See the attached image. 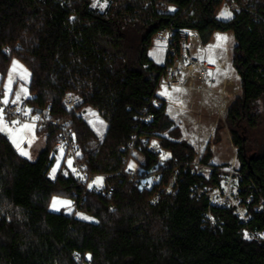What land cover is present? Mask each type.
<instances>
[{
    "label": "trees",
    "instance_id": "16d2710c",
    "mask_svg": "<svg viewBox=\"0 0 264 264\" xmlns=\"http://www.w3.org/2000/svg\"><path fill=\"white\" fill-rule=\"evenodd\" d=\"M222 3L233 6L226 20L218 17ZM169 25L196 30L204 44L215 32L235 39L232 67L241 95L224 121L244 176L239 195L243 203L250 198L247 223L231 208L190 195L200 181L217 184L220 167L209 164L206 146L200 161L213 168L209 174L184 170L195 159L192 146L181 139L162 99L158 108L150 105L162 65L148 49ZM10 59L28 71L25 103L49 105L50 120L69 122L88 177H103V183L99 192L89 189L63 162L53 173L52 125L36 130L45 147L35 160L0 133V264H264V203L254 210L264 198V137L256 111L264 99V0H107L103 12L90 0H0L1 71ZM66 92L107 122L101 139L83 115L65 110ZM143 109L154 115L149 127L136 119ZM132 134L158 140L167 154L158 164L137 145L146 166L158 167L161 182L174 174L172 188L156 200L155 186L141 190L119 173ZM53 197L69 199L88 219L49 210ZM244 231L263 238H247Z\"/></svg>",
    "mask_w": 264,
    "mask_h": 264
},
{
    "label": "built area",
    "instance_id": "2783aa9c",
    "mask_svg": "<svg viewBox=\"0 0 264 264\" xmlns=\"http://www.w3.org/2000/svg\"><path fill=\"white\" fill-rule=\"evenodd\" d=\"M228 7L232 8L233 6L229 5ZM151 42L158 45L162 51L163 63L162 72L155 85L150 105L158 108L160 106L159 99H161L160 92H169L174 89L194 92L200 96L217 95L219 99H223L226 96L225 87L219 88V83L217 82V68L207 58L208 45L202 42L196 30L169 25L158 30L153 35ZM4 52L6 53V50ZM1 94L2 90L0 87V110H2L4 123L11 126L13 125L12 121H18L17 124H30L36 130L42 129L46 125H52L56 129L52 148L53 156L60 152L64 163L72 173L83 182L91 181V178L88 177L87 162L78 153L69 122L50 120L51 108L49 105L43 107L30 106L25 101L5 104L1 100ZM82 103V99L72 93L66 92L63 95V105L68 113L78 117L82 116ZM136 119L141 125L149 127L154 115L147 109H143ZM196 123L193 122L192 125L196 126ZM175 126L179 125L176 123ZM137 145L143 146L145 151L158 159V164L161 163L162 150L160 147H156L144 134H132L127 147L123 150V155L120 159L123 168L119 173L127 175L128 180L141 190L151 189L155 186L153 199L156 200L162 192L172 188L174 174L169 176L166 181L161 182V172L158 171V167L148 168L146 166L145 156L137 148ZM202 154L199 153L191 163L185 166L184 170L188 169L191 174H208L213 168L200 161ZM69 161H71V164H69ZM216 169L219 171L217 184L205 186L200 181L190 187V195L197 198L207 197L209 205L213 207L231 208L240 222L247 223L249 215L246 212L245 203H248L250 198L247 197L245 203H243L239 195V182L244 176L235 167L234 162L230 163L226 168ZM247 187L255 190L251 184ZM247 187H243V190ZM96 191L99 192L101 189H96ZM263 203L264 198L261 199L254 210L259 211ZM207 219L210 226H216L211 215H208ZM244 233L247 238H263V234L260 232L244 231ZM82 264L91 263L90 261H84Z\"/></svg>",
    "mask_w": 264,
    "mask_h": 264
},
{
    "label": "rangeland",
    "instance_id": "374dc122",
    "mask_svg": "<svg viewBox=\"0 0 264 264\" xmlns=\"http://www.w3.org/2000/svg\"><path fill=\"white\" fill-rule=\"evenodd\" d=\"M90 1H91V7L97 9L100 12H103L105 7L107 6V0H90ZM101 5H104V6L101 7ZM225 10L231 13L228 5L226 3H222L219 13H218V17L222 20H226V18H223L220 15L221 12ZM228 34L229 35H227L224 39L220 40V45L222 49L216 50L215 53L217 54L216 56L218 58L221 59L222 57L224 61L232 62V50L234 46L236 45V42H235L233 35L230 32ZM148 56L151 59H153L155 63H157L158 65H162L163 63L162 51L159 49V47L154 42H151V45L148 49ZM14 62L17 65H19V67L15 71H12ZM10 75H11L12 83L9 85ZM233 76L234 77L236 76L237 81H239L238 79H240V77L236 74V72L233 74ZM28 78H29L28 71L23 66V64L18 62L17 60L10 59L9 64L7 65V68H4L2 71L0 70V83H1V79L3 83L1 86V90H2L1 100L4 101L5 99H7L8 103H19L21 101H24L26 98H28L29 96L27 92ZM177 90L178 89H174L169 92H165V91L160 92L163 98L168 99L167 101L168 102L167 103L168 114L167 115L169 118H171L174 115L175 111L178 109L179 102L180 101L183 102V100L188 99L187 102L185 103V108L187 109L188 114L192 117L190 120L197 118L199 116L198 115L199 109H202L201 121L203 123H205L206 121H208L207 124H210L211 122H216L214 125V128L210 129L208 128V126L206 128H203L199 122L196 123V126H193L192 124H190L191 121L187 120L186 118L184 119L182 117L184 126L179 128L181 132V139L189 143L191 141L189 137H191L195 144L193 142L192 143L195 146L197 144L205 143V140H208L209 146L214 148V157L218 159V163H219L218 167L220 168L228 167L230 163L234 161L224 162V163L222 161L233 160L234 154L237 150L236 148L233 149L229 144L230 135L227 134L229 132L226 129L225 121H224L225 114L227 111L226 110V106L228 103L227 101L231 99V97H233L232 88L230 87L229 91H228V87L225 88L226 96L223 99H219L217 95L216 96H200L199 94H196L194 92L180 91V90L177 91ZM240 95H241V90H239L237 93V96H240ZM213 108H215V111ZM81 111L83 115L82 117L84 121L86 122V124L96 134L98 140L101 139L106 130L107 122L98 114L96 109L92 107L81 109ZM256 111L260 116L258 127L260 128V136L263 138L264 136L262 135L264 134V99L259 100L257 102ZM9 129L11 130L10 132L0 131V133L1 134L5 133L7 135L12 134V139L15 138L17 142H20V141L23 142L24 132L26 129L29 130L32 133V135H34L30 126L29 128H24L22 125V126H19L17 130H13V128L9 126ZM203 135L207 136L205 140L201 139L202 137H204ZM12 139H10L9 142L16 149V151L19 152L20 149H18L16 144L12 142ZM152 142L154 143L156 147H159L158 140L155 139ZM193 145L191 146L194 150L195 157H196L199 153L196 152V147ZM202 155H204V151ZM166 157H167L166 152L162 150L160 162H162ZM61 162L64 163L61 153L60 152L56 153V155L54 156V166L52 167V171L55 168L56 169L55 173H56L59 167V164H61ZM234 165L236 168H238V162L236 160L234 162ZM208 174H205V175H208ZM98 178H102L99 184L95 183ZM83 183H87V187L89 189L91 188L102 189L103 177H94V178H91L90 182L85 181ZM236 189L238 190L237 186H236ZM54 201H57L55 206H54ZM49 210L54 211V212L63 211L67 214H73L74 216L78 218H82V219L86 217L81 212H78L77 210H75V208L72 206L71 201L66 198L53 197L49 203Z\"/></svg>",
    "mask_w": 264,
    "mask_h": 264
},
{
    "label": "crops",
    "instance_id": "0c3cea01",
    "mask_svg": "<svg viewBox=\"0 0 264 264\" xmlns=\"http://www.w3.org/2000/svg\"><path fill=\"white\" fill-rule=\"evenodd\" d=\"M229 32H226V33H221V32H215L211 39L209 40V42L207 43L208 45V51H207V58L208 60H210L217 68V73H216V77H217V82L219 83V88H221L222 86L227 88L228 87V91L230 89V87L232 88V94H233V97H231V99H229L227 102V106H226V110L227 108L229 107L230 103L233 101V99L237 96V93L238 91L240 90V79H238L239 81H237V78L236 76L234 77L233 74L235 73V70L234 68L232 67V62L229 61V62H226L220 58H218L215 53L216 50H220L222 49L221 45H220V38L223 37L225 38ZM231 33V32H230ZM232 34V33H231ZM233 35V34H232ZM158 46V45H157ZM159 47V46H158ZM160 49V48H159ZM150 58V57H149ZM151 59V58H150ZM154 63L155 61L153 59H151ZM157 64V63H155ZM158 65V64H157ZM238 77V76H237ZM230 93V92H229ZM162 96V95H161ZM229 96V95H228ZM202 98V97H201ZM161 99L165 102V105H166V114H168V111H167V101L168 99L166 98H163V96L161 97ZM188 100V99H187ZM187 100H183L179 102V107L178 109L175 111L174 115L170 118L171 121L174 122V124H178L179 126H177L178 128H181L184 126V122L182 120V117L189 121H191L190 124H193V122H199L200 125L203 127V128H206L208 126V128H214V125L216 122H211L210 124H207L208 121H206L205 123H203L201 121V115H202V109H199V112H198V117L193 119V120H190L192 117L188 114V111L187 109L185 108V103L187 102ZM171 102V101H169ZM176 107V106H175ZM214 111H215V108H213ZM24 126V125H29L30 128L32 129V132L34 133V135H32V133L29 131V130H25L24 132V140L23 142L20 141V142H17L19 144V148L20 151L18 152L20 154L21 150L25 151L28 153L27 156H24V155H21L23 157H25L26 159L28 160H35L36 157L39 155V153L44 149L45 147V137L44 135H38L36 133V128L33 127L32 125L30 124H13L11 125V128H13V130H17L19 128V126ZM227 129V128H226ZM7 138L8 140L12 139V134H5L3 133ZM229 135V133H227ZM191 136V135H189ZM204 137H202L201 139L202 140H205V138L207 137L206 135H203ZM189 139L191 140L189 143L191 145H193V140L191 137H189ZM229 139H230V136H229ZM22 142V143H21ZM193 142V143H192ZM195 144V143H194ZM230 146L235 149V147L232 145L231 143V140H230ZM195 146V145H193ZM206 146H209V143H208V140H205V143H202V144H197L195 147H196V152L198 153H203L204 149ZM210 147V146H209ZM211 149V160L209 162L210 165H213V166H218V159H216L214 157V148L210 147ZM198 150V151H197ZM236 160V152L234 154V157H233V160L231 161H222L223 163L224 162H232L234 161L235 162ZM60 165V164H59Z\"/></svg>",
    "mask_w": 264,
    "mask_h": 264
},
{
    "label": "snow or ice",
    "instance_id": "6c2138e0",
    "mask_svg": "<svg viewBox=\"0 0 264 264\" xmlns=\"http://www.w3.org/2000/svg\"><path fill=\"white\" fill-rule=\"evenodd\" d=\"M94 6H95V5H94ZM103 6H104V5H101V7H103ZM172 10L174 11V9H172ZM220 15H221V17L226 18V19L231 17V13L228 12L227 10L222 11ZM220 39H224V38L221 37ZM18 67H19V65H17V64L14 62V66H13L12 71H15ZM210 75H211V74H210ZM11 83H12V80H11V75H10V77H9V85H10ZM9 91H10V89H9ZM177 91H178V90H177ZM162 94H163V93H162ZM3 103L7 104V103H8L7 99H5V100L3 101ZM11 123H12V124H17L18 121H12ZM101 123H102V122H101ZM23 127H24V128H29V125H24ZM0 131H9V132L11 131V130L9 129L8 124L4 123L3 116H2V110H0ZM12 142H13L14 144H16V146L19 148V144L17 143V140H16L15 138L12 139ZM20 154H21V155H24V156H27V155H28V153L25 152V151H23V150H21ZM69 164H71V161H69ZM55 171H56V169L54 168V169H53V173H55ZM101 179H102V178H98L97 181H96L95 183L99 184V183L101 182ZM56 203H57V201H54V206H55ZM84 219H88V218H87V217H84Z\"/></svg>",
    "mask_w": 264,
    "mask_h": 264
},
{
    "label": "water",
    "instance_id": "95a60500",
    "mask_svg": "<svg viewBox=\"0 0 264 264\" xmlns=\"http://www.w3.org/2000/svg\"><path fill=\"white\" fill-rule=\"evenodd\" d=\"M250 159H252V157Z\"/></svg>",
    "mask_w": 264,
    "mask_h": 264
}]
</instances>
